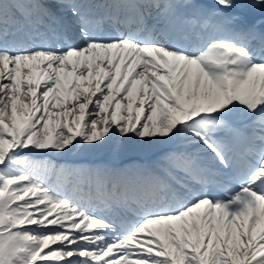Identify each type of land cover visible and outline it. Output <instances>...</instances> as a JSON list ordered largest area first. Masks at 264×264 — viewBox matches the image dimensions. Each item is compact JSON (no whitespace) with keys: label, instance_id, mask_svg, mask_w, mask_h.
Returning a JSON list of instances; mask_svg holds the SVG:
<instances>
[{"label":"snow or ice","instance_id":"obj_1","mask_svg":"<svg viewBox=\"0 0 264 264\" xmlns=\"http://www.w3.org/2000/svg\"><path fill=\"white\" fill-rule=\"evenodd\" d=\"M0 264H264V0H0Z\"/></svg>","mask_w":264,"mask_h":264},{"label":"bare ground","instance_id":"obj_2","mask_svg":"<svg viewBox=\"0 0 264 264\" xmlns=\"http://www.w3.org/2000/svg\"><path fill=\"white\" fill-rule=\"evenodd\" d=\"M60 163H67V164H74V163H81L82 161H77V162H74V163H70V162H66L64 160H61L59 161Z\"/></svg>","mask_w":264,"mask_h":264},{"label":"rangeland","instance_id":"obj_3","mask_svg":"<svg viewBox=\"0 0 264 264\" xmlns=\"http://www.w3.org/2000/svg\"><path fill=\"white\" fill-rule=\"evenodd\" d=\"M71 157H73V156H71Z\"/></svg>","mask_w":264,"mask_h":264}]
</instances>
